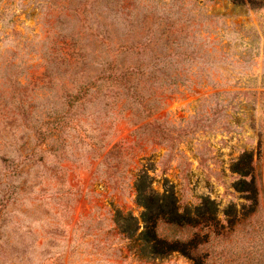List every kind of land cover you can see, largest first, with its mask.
<instances>
[{"label":"rangeland","instance_id":"obj_1","mask_svg":"<svg viewBox=\"0 0 264 264\" xmlns=\"http://www.w3.org/2000/svg\"><path fill=\"white\" fill-rule=\"evenodd\" d=\"M140 192L214 203L158 226L205 264H264V0H0V264H194Z\"/></svg>","mask_w":264,"mask_h":264},{"label":"trees","instance_id":"obj_2","mask_svg":"<svg viewBox=\"0 0 264 264\" xmlns=\"http://www.w3.org/2000/svg\"><path fill=\"white\" fill-rule=\"evenodd\" d=\"M236 2H242L243 0H234ZM115 76V75H114ZM240 176H247L251 173L252 168L250 165V154L244 152L233 167ZM240 184L239 190L246 192V198L253 203L250 206V210L254 208V204L257 203L256 188L254 181H247L245 178L236 182ZM138 200L144 207L142 214L144 220L143 230L139 233L140 238L144 240L148 245L151 254L166 256L172 251H178L182 255L190 258L194 264H205L203 255L198 253L201 242L195 237L188 238L186 240L181 239H167L159 235L158 226L160 222L167 223L169 225H184L197 223L210 222L211 224H218V220L215 216L216 206L207 197L203 198L204 209L197 208V217H192L188 212L180 210L179 202L176 197L170 194H153L144 195L138 193ZM232 223V221H229ZM130 237V236H129Z\"/></svg>","mask_w":264,"mask_h":264}]
</instances>
